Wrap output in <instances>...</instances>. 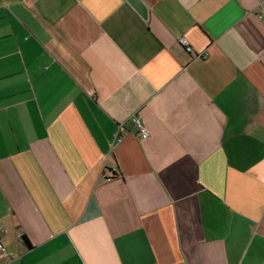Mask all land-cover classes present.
<instances>
[{
    "label": "crops",
    "instance_id": "crops-1",
    "mask_svg": "<svg viewBox=\"0 0 264 264\" xmlns=\"http://www.w3.org/2000/svg\"><path fill=\"white\" fill-rule=\"evenodd\" d=\"M142 1L0 0V264H264V0Z\"/></svg>",
    "mask_w": 264,
    "mask_h": 264
},
{
    "label": "built area",
    "instance_id": "built-area-1",
    "mask_svg": "<svg viewBox=\"0 0 264 264\" xmlns=\"http://www.w3.org/2000/svg\"><path fill=\"white\" fill-rule=\"evenodd\" d=\"M180 42H181V44L183 45V47H184V49H185V51H186L187 53H189V54H193V53H194L193 48L188 44V42H187L185 39H182ZM195 55H196V54H195ZM206 57H207V55H204V54H201V55H197V56H196V58H206ZM134 122H135V124H136L137 127H138V130H139V134H138V135H139V137H140L141 139H143V140L148 139V138L150 137V133H149V131H148V130L142 125L140 119H139V118H134ZM122 130H123V126L121 125V126L119 127V131H118V133H117V136H116L115 141H114V144H113V150L116 149V148L120 145V143L122 142V140H123V136H122V134H121ZM116 170H117V169L114 168L113 171L110 172L108 175H105L104 178L110 180V179L113 177V174L116 173V174L119 175V173H117ZM22 238H23V235H22L21 233H18V234H17V239H18L19 242H22V241H23ZM0 251H2V252L5 251L2 245H0ZM7 256H8L9 258H11V259L13 258L12 255H7Z\"/></svg>",
    "mask_w": 264,
    "mask_h": 264
},
{
    "label": "water",
    "instance_id": "water-1",
    "mask_svg": "<svg viewBox=\"0 0 264 264\" xmlns=\"http://www.w3.org/2000/svg\"><path fill=\"white\" fill-rule=\"evenodd\" d=\"M135 11L144 19L147 20L149 16L148 8L142 0H126Z\"/></svg>",
    "mask_w": 264,
    "mask_h": 264
},
{
    "label": "trees",
    "instance_id": "trees-1",
    "mask_svg": "<svg viewBox=\"0 0 264 264\" xmlns=\"http://www.w3.org/2000/svg\"><path fill=\"white\" fill-rule=\"evenodd\" d=\"M118 177H120V175H118V174L115 173V174H113V177H112L110 180L105 179V181L109 182V181L115 180V179L118 178ZM22 240H23V242H24V241H25V238L23 237Z\"/></svg>",
    "mask_w": 264,
    "mask_h": 264
}]
</instances>
